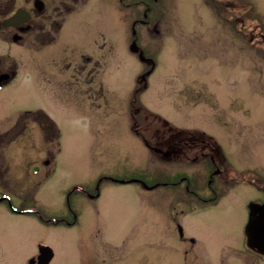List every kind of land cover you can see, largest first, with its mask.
Returning <instances> with one entry per match:
<instances>
[{
  "label": "rangeland",
  "instance_id": "1",
  "mask_svg": "<svg viewBox=\"0 0 264 264\" xmlns=\"http://www.w3.org/2000/svg\"><path fill=\"white\" fill-rule=\"evenodd\" d=\"M114 3V0H95L92 18L81 21L82 26L72 21L65 32L83 40L96 30L114 36L112 52L98 54L101 60L98 83L102 86V89L97 86L98 101L91 100L87 94L89 100L84 99L80 117L57 102L61 92L55 89L60 75L55 71L54 59L61 47L59 41L42 55L28 50L26 42L14 44L10 38L0 40L1 66L19 68L18 81L0 90V122L13 125V121L6 119L42 106L60 127L56 137L48 133L41 135L44 146L50 142L53 147L57 138L56 167L50 177L26 175L28 164L37 158L38 138L35 143L28 139V134H14L8 144L9 136L2 138L0 156L14 180H8L14 194L12 202L18 209L40 210L45 218L56 220L69 217L67 198L70 196V206L79 214L75 227L46 226L33 216L15 214L6 203H0V253H7L11 261L17 262L34 253L37 243L43 242L55 250V264H95V256L107 253V243L127 234L126 246L122 242L114 248L111 245L114 253L126 254L121 264H143L144 259L157 264H185V257L189 264H243L237 253L245 252L243 228L247 206L263 199L262 191L251 183L227 187L228 195L218 206L181 217L185 236L196 239L190 245L180 239L175 224L168 225L165 221L177 198L191 204L183 193L171 194V187L148 191L138 182H111L141 180L152 185L159 182L156 176H162L158 170H170L166 164L161 169L158 158L149 155L129 130L132 93L140 83V76L151 69V63L141 62L127 43L119 45L118 37L122 34L119 30L123 28L117 26ZM237 3L245 8L242 20H246V27L252 18L264 21V0L229 2L230 6ZM210 6L208 0H169L165 7L161 6L165 15L159 37L146 36L142 41L144 57L156 65L146 75L142 87L145 91L138 95V100L157 115L151 119V125L162 131L178 127V136L172 139L168 135L167 142L186 140L184 132L193 139L201 137L199 141L216 140L232 164L243 171L256 169L263 180L264 48L251 45L249 37L238 36L234 26L221 17L223 8L218 11ZM87 13L88 8L79 19L86 20ZM126 31L129 33L130 29ZM48 60L51 65L55 63L50 74L46 72L42 76L50 77L44 92L53 103L37 98L27 81L30 62L37 61L44 68L43 62ZM99 90H103L102 95ZM7 146L11 148L8 151ZM97 182H101L102 190L97 201L81 192H68L77 185L92 191ZM3 187L0 183V191L5 190ZM175 205L179 213L183 206ZM156 212L163 217L160 247L139 245L135 239L148 233L145 224L153 228L151 216L156 217ZM253 260L247 264L261 261Z\"/></svg>",
  "mask_w": 264,
  "mask_h": 264
},
{
  "label": "flooded vegetation",
  "instance_id": "2",
  "mask_svg": "<svg viewBox=\"0 0 264 264\" xmlns=\"http://www.w3.org/2000/svg\"><path fill=\"white\" fill-rule=\"evenodd\" d=\"M114 1L112 9L117 17V26L123 28V31L119 30L122 33L118 37L119 45L122 46L127 43L130 46V44L136 43L138 49L141 52L144 51L143 39L146 36L152 37V34H154L156 39L160 35L161 6L164 3L166 5L169 0ZM95 5V0H0V40H9L10 38L14 44L26 42L28 50L32 51V53L40 52L42 55L55 42L59 41L61 47L57 51V59H54L57 63L54 66L55 71L60 75V80L57 81V88L55 89L61 92L57 102L69 107L78 117L83 114L84 99L89 100L87 94H90L89 98L91 100L98 101L97 86L99 85V88L102 89L101 84L98 83V71L101 63L98 54L106 55L104 51L109 54L112 52L111 49L115 47L114 36L104 35L103 32L99 33L98 30L94 33L90 31V35L85 40L82 37L75 39L71 34L65 33L72 21L76 22V26H82L81 21H89L88 19L92 18L91 14H93ZM208 5L213 6L212 10L218 9V11H221L220 8H223L221 17L229 24H233L237 35L249 37L251 42L256 41V46L264 47V21L252 18L251 29L245 30L243 27L246 25V20H242L237 15V11H241L240 6L234 8V11L227 16V5L224 0H208ZM87 8L89 13L84 14V18L87 19L82 20L83 17L79 19L81 13ZM17 13L20 14L19 21L27 20L19 22L17 25H6L10 18ZM90 28L92 29V26ZM126 29H130V32L128 33ZM48 55H50V52ZM38 64L39 62L37 61L30 62L27 78L28 85L36 91L38 94L37 98L52 102L54 100H51L50 96L44 92V87L48 85L47 82L50 77L42 76L43 73L52 71V65L49 60L46 63L43 62V65L46 66L44 68L39 67ZM1 65L2 63L0 62V90L12 85L16 80L18 81V67L16 65L13 67H2ZM99 91L102 95L103 90ZM92 112L94 114V111ZM6 120H11L14 124L6 126L5 124L8 121L0 122V142H2V138L9 136V140L6 142L8 144L14 139V134H21L20 136L28 134V139L34 142L37 138L40 140L39 146L35 149L37 158L33 159V163H29L26 169L27 177L53 176L56 167L55 150L59 149L58 145L56 146L57 141L54 142L53 147H51L50 142L44 146L41 135H46L47 133L48 136L52 134L53 137L58 135L60 127L56 125L54 119L41 106L32 110L20 111L14 118ZM149 133L154 134V131H149ZM170 133L172 134L173 132ZM162 134H164L163 131L156 128L154 136L159 142L154 147L152 146L154 144H149L147 149H150L160 157L162 162L164 159L169 160L170 170L168 172L164 171L165 173H161L162 176L158 177L159 182L156 183L158 185L156 189H148V191H158L161 190L159 189L161 187H171V194L181 192L185 195L183 197L186 201L189 200L191 204L185 203L181 198H177L172 202L165 221L168 225L175 224L181 240L194 245L196 239L185 236L184 227L180 224L181 217L183 219L190 214L195 213L194 215H196L198 210L204 211L218 206L228 195L227 187L234 186V184L240 185L246 180L247 174L242 173L238 166L232 164L220 147L212 145L209 141H198L187 137L186 140L178 139L179 141L177 142L164 143L160 139L167 140L168 137L166 135L162 136ZM172 136L170 138L174 139L178 136V132L175 131ZM35 143L32 142V144ZM8 149L11 148L7 146L6 151ZM1 158L2 156H0V183L3 184V189L5 190L0 191V203H6L9 210L15 214L34 216L35 210L25 207L18 209L14 206L11 198L14 196L12 184L8 182V180H13V177L11 178L8 175L7 167ZM11 161L13 163L12 159ZM161 169L164 168L161 166ZM251 174L256 179L253 187L263 193V199L254 202L262 204L264 203V179L262 180L258 176L256 169H253ZM100 186L101 182H97L91 191L82 185H77L69 189L68 192L70 194L81 192L90 200L97 201L102 194ZM181 187H183L182 190L180 189ZM69 198L70 196L67 198L69 217L56 219L52 222L53 225L69 228L78 225L79 214L70 206ZM175 203L183 206L179 212L180 215L175 209L177 207ZM173 209H175V213H173ZM247 214L244 228L249 219V206H247ZM151 217L153 218V228L146 227L145 224L148 233L135 240H137L139 245H156L159 248L163 232L162 213L156 212V217ZM244 228L245 252L237 253L239 260H241V263L247 264V262L251 263L256 258L261 260L257 262H263L262 264H264L263 256L247 248ZM128 240L127 234L113 238L110 244L107 243V253H103L105 256L103 254L98 255V258L95 256V264H121L125 262L126 254L114 253L111 245L114 248L116 244L122 242L121 244L126 246ZM47 246L51 247L49 244ZM51 249L53 251L52 254H41L40 244H38L34 253L26 254L25 258L17 262L11 261L7 253L1 252L0 264H55L56 253L52 247ZM142 263L157 264V261L150 262L144 259ZM185 264H189L186 257Z\"/></svg>",
  "mask_w": 264,
  "mask_h": 264
},
{
  "label": "water",
  "instance_id": "3",
  "mask_svg": "<svg viewBox=\"0 0 264 264\" xmlns=\"http://www.w3.org/2000/svg\"><path fill=\"white\" fill-rule=\"evenodd\" d=\"M17 18V17H16ZM13 18L10 23L16 24ZM248 245L264 255V204L251 205L250 220L246 226Z\"/></svg>",
  "mask_w": 264,
  "mask_h": 264
}]
</instances>
